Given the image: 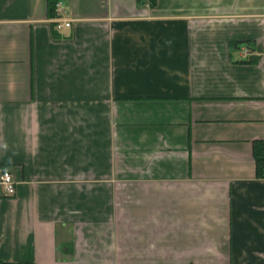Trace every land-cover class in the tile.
<instances>
[{
    "label": "crops",
    "instance_id": "crops-1",
    "mask_svg": "<svg viewBox=\"0 0 264 264\" xmlns=\"http://www.w3.org/2000/svg\"><path fill=\"white\" fill-rule=\"evenodd\" d=\"M63 8L0 0V264H264V0Z\"/></svg>",
    "mask_w": 264,
    "mask_h": 264
},
{
    "label": "built area",
    "instance_id": "built-area-1",
    "mask_svg": "<svg viewBox=\"0 0 264 264\" xmlns=\"http://www.w3.org/2000/svg\"><path fill=\"white\" fill-rule=\"evenodd\" d=\"M57 14L58 18L54 20L56 31L60 32L64 28L69 29L71 27L72 22L71 20L64 18L65 12L63 8V1L57 5ZM241 54L249 55L250 50L245 47L241 50ZM0 184L4 188L5 193L8 197L13 198L16 195V183L10 172H0Z\"/></svg>",
    "mask_w": 264,
    "mask_h": 264
},
{
    "label": "trees",
    "instance_id": "trees-1",
    "mask_svg": "<svg viewBox=\"0 0 264 264\" xmlns=\"http://www.w3.org/2000/svg\"><path fill=\"white\" fill-rule=\"evenodd\" d=\"M65 0H47L48 17L51 20L58 18L57 5ZM253 158L256 165V176L258 179H264V141H255L253 143Z\"/></svg>",
    "mask_w": 264,
    "mask_h": 264
}]
</instances>
